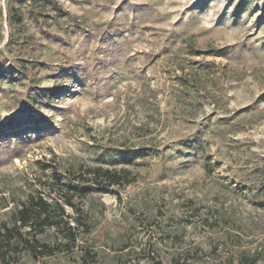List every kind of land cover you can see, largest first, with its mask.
Listing matches in <instances>:
<instances>
[{
    "label": "rangeland",
    "instance_id": "1",
    "mask_svg": "<svg viewBox=\"0 0 264 264\" xmlns=\"http://www.w3.org/2000/svg\"><path fill=\"white\" fill-rule=\"evenodd\" d=\"M61 180L13 264H264V0H0V227Z\"/></svg>",
    "mask_w": 264,
    "mask_h": 264
},
{
    "label": "trees",
    "instance_id": "2",
    "mask_svg": "<svg viewBox=\"0 0 264 264\" xmlns=\"http://www.w3.org/2000/svg\"><path fill=\"white\" fill-rule=\"evenodd\" d=\"M57 171L54 172L56 174ZM87 173L92 176L94 182L104 183L106 186L128 184L131 180L128 178V172L104 167L89 168ZM57 178L61 176L56 175ZM58 179L57 181H59ZM62 185L67 186V195L59 193V199L50 201L40 191L29 193L22 203L16 206L12 213V226L4 224L0 227V264H13L16 259L13 254L16 253L15 244H26L28 249L35 255H52L54 250L45 242L39 241L36 236L42 234L47 226L63 225L69 227V220L66 215V206L75 207L73 196L69 193L78 191V187L70 186L66 182ZM53 191L56 190L52 188ZM69 192V193H68ZM70 228V227H69ZM69 230V229H68ZM27 235V236H26ZM74 239V238H73ZM59 249V247H58ZM148 264H161L159 261H153Z\"/></svg>",
    "mask_w": 264,
    "mask_h": 264
}]
</instances>
